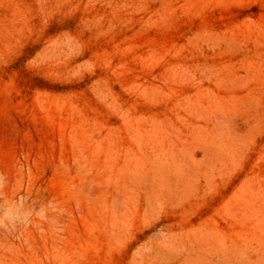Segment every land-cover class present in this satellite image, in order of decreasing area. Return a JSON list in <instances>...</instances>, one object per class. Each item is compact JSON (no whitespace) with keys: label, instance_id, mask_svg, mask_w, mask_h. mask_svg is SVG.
I'll return each mask as SVG.
<instances>
[{"label":"rangeland","instance_id":"rangeland-1","mask_svg":"<svg viewBox=\"0 0 264 264\" xmlns=\"http://www.w3.org/2000/svg\"><path fill=\"white\" fill-rule=\"evenodd\" d=\"M0 264H264V0H0Z\"/></svg>","mask_w":264,"mask_h":264}]
</instances>
